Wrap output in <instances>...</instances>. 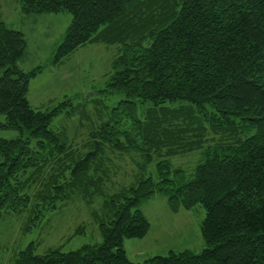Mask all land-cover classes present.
<instances>
[{
	"label": "trees",
	"instance_id": "trees-1",
	"mask_svg": "<svg viewBox=\"0 0 264 264\" xmlns=\"http://www.w3.org/2000/svg\"><path fill=\"white\" fill-rule=\"evenodd\" d=\"M20 9L71 14L54 63L85 44L121 45L107 90L124 94L121 112L132 123L128 129L101 123L89 133L88 151L75 156L49 128L66 101L46 111L32 107L29 84L39 70L20 67L23 33L0 19V127L20 133L0 137V210L28 211V231L76 193L89 203L104 199L100 243L42 254L30 243L13 264H264V0H20ZM136 100L152 102L141 119L135 118ZM167 101L195 105L213 132L234 123L233 117L256 131L206 149L192 177L168 159L157 162V180L145 177L154 152L166 148L172 156L204 141L192 137L204 131L200 125L192 131L191 112L158 114L155 108ZM106 146L121 153L141 150L144 157L135 182L111 194L103 186ZM156 194L171 212L202 204L200 253L169 250L142 262L129 259L123 241L147 234L150 223L140 206Z\"/></svg>",
	"mask_w": 264,
	"mask_h": 264
},
{
	"label": "rangeland",
	"instance_id": "rangeland-1",
	"mask_svg": "<svg viewBox=\"0 0 264 264\" xmlns=\"http://www.w3.org/2000/svg\"><path fill=\"white\" fill-rule=\"evenodd\" d=\"M175 9L178 10V5ZM71 17L67 11L57 14L22 13L20 0H0V19L7 27L21 31L26 41L24 54L19 60L20 67L25 71L36 67L39 70L30 80V104L36 110L46 111L66 101L62 111L53 116L49 128L60 135L75 156H82L88 151L85 144L89 133L101 123L110 121L119 129H128L132 119L121 112L120 101L126 98L124 94L107 90V82L114 72L113 60L121 52L120 44L100 41L85 44L60 62H53L55 47L63 39ZM114 107L119 108L113 111ZM149 107H152L151 101L141 103L136 100L135 118H143ZM160 107L155 108L158 114L166 110L169 116L175 112H180V115L191 112L192 131L198 130L197 125L204 131L202 136L193 134L192 137L195 140L204 138V141L190 152L168 156L166 148H162L160 154L152 153L142 174L154 180L158 178L157 162L162 159H168L172 167L182 168L188 177H192L196 166L204 161L206 149L218 143L239 142L256 131L255 126H244L238 118L233 117L234 123H224L218 131L213 132L210 120L205 115L200 116L195 105L187 101H167ZM206 109L212 111L209 105H206ZM4 121L5 115L0 113V123ZM19 134L16 129L0 127V137L15 138ZM119 137L123 138L122 135ZM141 153V150L121 153L106 146L103 154V166L108 170L103 183L106 194L135 182L139 173L137 164L144 162ZM103 202L100 195L89 203L76 193L68 200L59 202L56 209L46 212L42 221L28 231L23 230L28 211L15 213L2 208L0 264H13L16 253L30 243L35 247L34 252L39 254L50 248L70 251L84 244L100 243L102 237L98 217H103ZM140 207L150 227L143 238L124 239L126 254L132 261L142 262L154 255H164L169 250H191L198 254L205 247L201 232L205 216L202 204L171 212L166 199L156 194Z\"/></svg>",
	"mask_w": 264,
	"mask_h": 264
},
{
	"label": "crops",
	"instance_id": "crops-1",
	"mask_svg": "<svg viewBox=\"0 0 264 264\" xmlns=\"http://www.w3.org/2000/svg\"><path fill=\"white\" fill-rule=\"evenodd\" d=\"M20 62V61H19ZM29 86H30V84H29ZM28 92H29V90H28ZM28 96V95H27Z\"/></svg>",
	"mask_w": 264,
	"mask_h": 264
}]
</instances>
